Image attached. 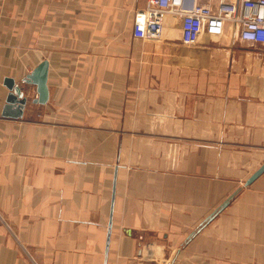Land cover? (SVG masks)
Returning <instances> with one entry per match:
<instances>
[{"label":"crops","instance_id":"1","mask_svg":"<svg viewBox=\"0 0 264 264\" xmlns=\"http://www.w3.org/2000/svg\"><path fill=\"white\" fill-rule=\"evenodd\" d=\"M146 5L0 0V264H264V173L222 206L264 163V47L144 42Z\"/></svg>","mask_w":264,"mask_h":264},{"label":"built area","instance_id":"2","mask_svg":"<svg viewBox=\"0 0 264 264\" xmlns=\"http://www.w3.org/2000/svg\"><path fill=\"white\" fill-rule=\"evenodd\" d=\"M169 22L187 46L201 44L204 37L214 40L237 34L264 47V0H147L135 14L133 36L161 42Z\"/></svg>","mask_w":264,"mask_h":264},{"label":"water","instance_id":"3","mask_svg":"<svg viewBox=\"0 0 264 264\" xmlns=\"http://www.w3.org/2000/svg\"><path fill=\"white\" fill-rule=\"evenodd\" d=\"M49 62L44 60L31 73H29L20 83L12 78L5 79V85L9 89V94L4 106L3 116L15 119L23 116L24 109L28 102L26 95V86L33 85L36 87L37 98L34 103L45 104L49 99L48 88ZM264 173V163L245 181V186L251 185L257 178ZM236 195V194H235ZM234 195V196H235ZM233 198V197H230ZM229 200L223 202L222 206L228 205ZM175 259V258H174ZM174 259L170 264L174 263Z\"/></svg>","mask_w":264,"mask_h":264},{"label":"rangeland","instance_id":"4","mask_svg":"<svg viewBox=\"0 0 264 264\" xmlns=\"http://www.w3.org/2000/svg\"><path fill=\"white\" fill-rule=\"evenodd\" d=\"M234 184L233 185H227V191H228V196L225 198L226 200H229V204H233V203H237L236 200H237V197L239 196V194L243 191V190H249L251 185H248V186H245V181H236V182H233ZM236 194V195H235ZM231 195V196H230ZM235 195V196H234ZM230 197H233V198H230ZM246 200H250V197L249 196H246L245 197ZM224 200L221 201V203L223 202Z\"/></svg>","mask_w":264,"mask_h":264}]
</instances>
